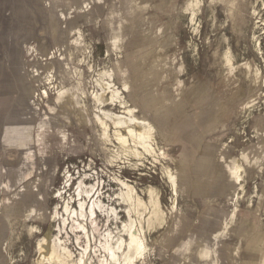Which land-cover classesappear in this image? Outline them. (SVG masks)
Segmentation results:
<instances>
[{"label":"rangeland","instance_id":"obj_1","mask_svg":"<svg viewBox=\"0 0 264 264\" xmlns=\"http://www.w3.org/2000/svg\"><path fill=\"white\" fill-rule=\"evenodd\" d=\"M3 1H0V71L7 65L9 71L1 72L0 77L20 81V87L15 89L19 96L16 103L20 101L21 117L26 111L31 116L27 126L35 133V141L31 143L36 148L20 151L28 159L24 165L32 177L26 179L25 175L15 195L1 197V204L18 203V207H0V264H46L39 261L36 244L52 223L62 221V216L56 217L54 213L56 206L62 212L63 201L56 193L64 188L65 172L76 177L68 191L73 193L77 177L85 175L88 185L101 189L106 200L110 196L124 220L126 206L117 197L123 188L118 179L127 180L145 199L149 198L146 192L149 186L158 188L165 213L155 220L147 236L149 251L145 257H149L155 251L156 234L167 229L165 224L172 217V208H181L178 193L167 175V168L173 170L176 149L167 147L161 138L167 155L159 160L151 156L140 159L133 152V145L116 139L113 128L111 140L105 141L101 128L93 122L96 104L91 92L97 88L93 82L96 75L89 65L94 64L95 69L102 71L114 67L118 61L126 66L125 37H116L114 26L98 20L103 19V8L96 5L93 12L90 0L83 3L31 0L29 4ZM165 1V9L174 12L177 19L164 20V26L179 30L175 37V42L181 45L180 66L177 73L173 72L176 81L194 74L222 81L224 93L234 103L232 119L239 127L241 141L244 144L255 140L257 134L250 126L264 114V0H199L197 5L196 0ZM254 8L258 14H253ZM17 10L24 19H19ZM107 28L114 30L108 33ZM155 38L172 44L174 37ZM115 43L120 50L118 46L114 49ZM52 52L55 57H51ZM126 68L131 69L134 81L140 77L139 69L136 73L133 68ZM129 69L124 76L130 82ZM52 75L65 90L62 98L49 88ZM118 79L122 81L123 77L118 75ZM131 85L134 92L129 99L140 107L141 84ZM44 89H48L49 96ZM7 91L10 89H0V97ZM26 135L30 136L29 132ZM87 199L90 203L91 199ZM32 226L41 231L34 232ZM69 232L74 248L81 250L84 239L77 242ZM97 263L94 255L93 264Z\"/></svg>","mask_w":264,"mask_h":264},{"label":"crops","instance_id":"obj_2","mask_svg":"<svg viewBox=\"0 0 264 264\" xmlns=\"http://www.w3.org/2000/svg\"><path fill=\"white\" fill-rule=\"evenodd\" d=\"M90 2L93 12L96 5L103 8V19L98 20L114 26L116 37H125L126 66L141 73L134 81L128 68L131 84H141L138 104L156 123L163 143L176 149L173 171L181 208H172V217L164 223L167 229L156 234L155 251L138 263L264 264V114L250 126L257 138L243 144L232 119L234 103L224 93L222 81L200 74L176 81L179 30L164 26V20L177 19L165 9V0ZM167 35L174 37L172 44L155 38ZM114 47L120 50L118 43ZM1 78L0 89L10 91L0 97V201L15 195L27 174L28 159L20 151L36 148L31 143L35 133L27 126L31 116L26 111L21 117L20 101L16 103L15 89L21 83ZM17 204L0 203V207Z\"/></svg>","mask_w":264,"mask_h":264},{"label":"bare ground","instance_id":"obj_3","mask_svg":"<svg viewBox=\"0 0 264 264\" xmlns=\"http://www.w3.org/2000/svg\"><path fill=\"white\" fill-rule=\"evenodd\" d=\"M198 3L199 0H196V5ZM253 14H258L256 8ZM195 16L196 11L193 10L192 22ZM89 44L87 42V45ZM258 46L261 51V41H258ZM51 57H55L54 52L51 53ZM126 67L120 61L109 70L103 71L95 69L94 64L89 65V69L96 75L93 82L97 89L94 88L95 90L91 92L96 104L93 113L94 125L101 128V137L105 141L111 140L110 132L113 128L116 139L127 146H134L133 152L137 158L146 159L147 156H151L159 160L167 154L162 146L158 127L145 116L139 106L130 101L129 96L134 91L124 76L125 70L128 69ZM118 75L123 77L122 81L118 79ZM48 83L49 88L57 91L59 98L64 96L65 90L54 75L49 78ZM44 92L49 96L48 89H44ZM171 168H167V175L176 193L177 176ZM31 177L32 172H28L26 179ZM85 177V175L77 177L78 184L71 193L68 190L72 189V182L76 177L70 172L64 173V188L56 193L63 201L62 212L59 206H56L54 213L56 217L62 216V221L52 223L45 235L37 240L39 261L46 264H93L95 255L98 258L97 264H137L149 251L147 236L156 224L155 220L158 221L165 213L161 208L158 188L154 186L146 188L149 198L145 199L127 180L118 179L123 188L117 197H120L126 206L124 220L121 209L111 202L110 196L108 195L109 199L106 200L101 189L88 185ZM87 198L91 199L90 203ZM32 230L41 231L38 226H32ZM69 231L75 235L77 242L84 239L81 250L74 248Z\"/></svg>","mask_w":264,"mask_h":264}]
</instances>
